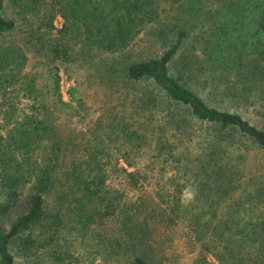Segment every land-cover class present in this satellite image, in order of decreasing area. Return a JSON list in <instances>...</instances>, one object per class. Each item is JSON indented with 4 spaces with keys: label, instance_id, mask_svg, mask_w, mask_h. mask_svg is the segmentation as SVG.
Instances as JSON below:
<instances>
[{
    "label": "trees",
    "instance_id": "16d2710c",
    "mask_svg": "<svg viewBox=\"0 0 264 264\" xmlns=\"http://www.w3.org/2000/svg\"><path fill=\"white\" fill-rule=\"evenodd\" d=\"M77 63L118 91L80 141ZM263 102L264 0H0V264H171L178 227L191 264H264Z\"/></svg>",
    "mask_w": 264,
    "mask_h": 264
},
{
    "label": "rangeland",
    "instance_id": "374dc122",
    "mask_svg": "<svg viewBox=\"0 0 264 264\" xmlns=\"http://www.w3.org/2000/svg\"><path fill=\"white\" fill-rule=\"evenodd\" d=\"M62 18L58 16L56 20L57 27L61 26ZM147 36L141 33L137 38L134 45L126 52L115 57L111 54H105L107 57L113 58H128L138 59L151 55L152 48ZM31 61L30 67L37 65L39 58L30 53ZM38 69L41 72L40 83L41 86L49 83L50 75L47 66H43V60L40 61ZM98 67H91L88 64L80 65L79 63L70 66L69 73L66 72L65 66L61 64V73L64 82V97L67 101L72 103L71 107H61L57 111L58 123L62 133L66 138H72L80 141V132H86L93 126L94 120L97 119L106 107L111 106L118 95L116 84L109 77L98 71ZM73 88H75L74 91ZM47 89V87H46ZM70 92L74 96L71 98ZM264 103V102H263ZM229 105V104H227ZM264 109L260 112L258 107L251 108L249 111L244 112L250 120L258 125L264 126ZM81 138V137H80ZM259 155L253 154L248 161V172L254 171L256 168ZM173 233L165 236L164 246L167 253L173 256L171 264H191L192 255L186 246L182 237V227L175 228ZM178 255V256H177ZM194 257V256H193ZM175 261V262H173Z\"/></svg>",
    "mask_w": 264,
    "mask_h": 264
}]
</instances>
